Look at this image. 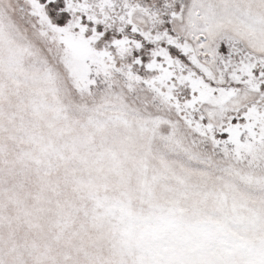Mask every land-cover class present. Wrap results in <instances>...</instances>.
<instances>
[{
    "label": "snow or ice",
    "instance_id": "6c2138e0",
    "mask_svg": "<svg viewBox=\"0 0 264 264\" xmlns=\"http://www.w3.org/2000/svg\"><path fill=\"white\" fill-rule=\"evenodd\" d=\"M5 51L10 67L41 52L67 103L134 119L182 163L227 179L231 199L218 196L215 214L185 222L173 199L152 208L141 234L133 218L112 215L126 201L112 205L89 192L95 206L85 215L116 222L109 247L87 264H264V0H0V56ZM3 95L0 88V103ZM104 123L91 121L93 136ZM20 128L19 143L35 145L25 158L38 166L41 192L55 191L54 169L63 167L81 191L122 163L89 138L57 144ZM86 145L93 146L82 153ZM143 187L150 193L147 179ZM72 216L63 211L47 242L32 244V264H75L56 250ZM0 264H23V250L0 247Z\"/></svg>",
    "mask_w": 264,
    "mask_h": 264
},
{
    "label": "rangeland",
    "instance_id": "374dc122",
    "mask_svg": "<svg viewBox=\"0 0 264 264\" xmlns=\"http://www.w3.org/2000/svg\"><path fill=\"white\" fill-rule=\"evenodd\" d=\"M49 72L50 66L39 51L23 53L11 67L8 53L0 56V88L4 93L0 103V146H5L0 153V215L4 217L0 220V247H20L23 264H32V244H45L58 215L70 208L73 216L56 245L57 253L70 254L75 264H87L89 256L109 247L112 224L116 221L105 218L93 223L90 215H85L95 206L89 192L112 205L126 201V207H114L112 215L118 214L121 221L136 220L137 234L143 233L152 208L167 205L170 200L179 201L180 214L188 223L215 214L218 196L230 201L226 178L221 179L215 172L200 173L182 163L158 139L149 137L134 119L124 122L111 114L97 117L88 109L67 103L63 91H55L60 80L50 78ZM60 108L65 112L58 113ZM95 119L105 123L93 136L91 121ZM21 124L57 144L89 138L94 146L103 145L119 153L122 163L117 168H105L92 184L80 185L81 191L65 180L63 167L54 169L49 179L55 191L41 192L38 166L25 158V153L32 152L35 145L19 143ZM91 146H82L81 152L86 153ZM80 167L78 176L87 180L88 167ZM145 179L150 182V193L144 190ZM5 190L11 200L3 195ZM37 194L41 196L39 203L35 199ZM76 207L79 212H75ZM37 208L42 211H36Z\"/></svg>",
    "mask_w": 264,
    "mask_h": 264
}]
</instances>
